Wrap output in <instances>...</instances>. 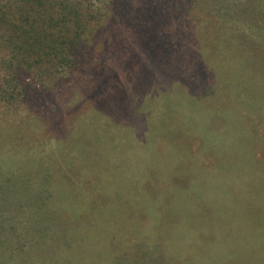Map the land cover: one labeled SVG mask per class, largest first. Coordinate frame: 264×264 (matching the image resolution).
<instances>
[{
    "label": "rangeland",
    "instance_id": "1",
    "mask_svg": "<svg viewBox=\"0 0 264 264\" xmlns=\"http://www.w3.org/2000/svg\"><path fill=\"white\" fill-rule=\"evenodd\" d=\"M182 1L115 2L106 54L0 103L2 197L50 193L58 220L84 214L77 264H110L117 244L134 262L151 235L165 241L157 264H264V46L212 42L213 6Z\"/></svg>",
    "mask_w": 264,
    "mask_h": 264
},
{
    "label": "trees",
    "instance_id": "2",
    "mask_svg": "<svg viewBox=\"0 0 264 264\" xmlns=\"http://www.w3.org/2000/svg\"><path fill=\"white\" fill-rule=\"evenodd\" d=\"M118 1L126 0H0V103L15 109L32 98L33 92L27 90L25 79H35L38 82L61 79L69 69L76 68L81 62L83 64L96 55L98 46L101 48L100 52L105 49L103 54H106V50H110L114 43L111 29L114 27L113 19L119 17L121 11L114 7ZM182 2L193 5V10L200 4L213 6L209 16L214 23H207V31H204L209 32L212 42L220 41L217 35L224 34L228 43L236 44L240 35L254 33L259 38L255 42L264 46V0ZM146 10L136 9L138 13ZM128 15V19L133 18V13H127L126 16ZM194 26L195 29L198 27L197 22ZM2 166L0 165V176L2 169L7 167L5 164ZM52 197L53 194L49 193L41 199L36 197L33 203L25 204L20 200H6L0 189V264H64L65 261L77 264L75 259L68 258L76 253H85L81 244L83 235L76 234L82 228L90 229L92 223L90 220L84 223V214L78 212L73 217H78L79 223L66 217L58 220L54 217L57 209L50 207ZM30 209L34 223L26 216ZM13 220H21L23 229L8 225ZM240 223L241 221L234 224ZM219 229L222 233L223 229ZM14 230L18 233L14 243L4 246L3 236ZM208 230L215 231L212 228ZM237 230L235 227L233 232ZM215 232L218 233L217 230ZM131 241L134 243L135 240ZM164 243L154 235L140 241V249L136 253L143 251V254L135 257L134 262L129 256H116L119 249L117 244L116 251L109 257L110 264H125L126 260H130L131 264H157ZM129 245L134 250L133 245ZM65 254L69 255L65 257ZM167 260L169 261L168 258ZM78 264L94 262L89 260Z\"/></svg>",
    "mask_w": 264,
    "mask_h": 264
}]
</instances>
